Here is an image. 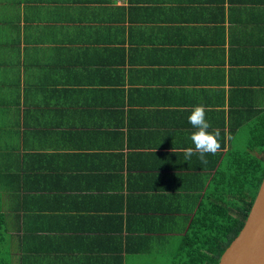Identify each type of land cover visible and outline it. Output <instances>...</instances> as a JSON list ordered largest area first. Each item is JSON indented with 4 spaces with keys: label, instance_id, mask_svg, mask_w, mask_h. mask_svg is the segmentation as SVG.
I'll list each match as a JSON object with an SVG mask.
<instances>
[{
    "label": "crops",
    "instance_id": "crops-1",
    "mask_svg": "<svg viewBox=\"0 0 264 264\" xmlns=\"http://www.w3.org/2000/svg\"><path fill=\"white\" fill-rule=\"evenodd\" d=\"M200 104L207 163L184 151ZM262 104L264 0H0V259L157 264Z\"/></svg>",
    "mask_w": 264,
    "mask_h": 264
},
{
    "label": "trees",
    "instance_id": "trees-1",
    "mask_svg": "<svg viewBox=\"0 0 264 264\" xmlns=\"http://www.w3.org/2000/svg\"><path fill=\"white\" fill-rule=\"evenodd\" d=\"M255 122L247 153L235 155L230 179L216 187V201L193 218L176 264H218L243 228L264 177V104ZM3 221L0 210V232Z\"/></svg>",
    "mask_w": 264,
    "mask_h": 264
},
{
    "label": "water",
    "instance_id": "water-1",
    "mask_svg": "<svg viewBox=\"0 0 264 264\" xmlns=\"http://www.w3.org/2000/svg\"><path fill=\"white\" fill-rule=\"evenodd\" d=\"M218 264H264V177L243 228Z\"/></svg>",
    "mask_w": 264,
    "mask_h": 264
},
{
    "label": "clouds",
    "instance_id": "clouds-1",
    "mask_svg": "<svg viewBox=\"0 0 264 264\" xmlns=\"http://www.w3.org/2000/svg\"><path fill=\"white\" fill-rule=\"evenodd\" d=\"M189 123L196 129L191 135V141L194 148L185 149V158L190 159L194 154L198 153L199 158L203 163H207V154H216L221 145L219 143L220 130L211 128V124L206 118V108L203 104L197 105L192 108L191 114L188 117ZM173 152H175L173 148Z\"/></svg>",
    "mask_w": 264,
    "mask_h": 264
},
{
    "label": "rangeland",
    "instance_id": "rangeland-1",
    "mask_svg": "<svg viewBox=\"0 0 264 264\" xmlns=\"http://www.w3.org/2000/svg\"><path fill=\"white\" fill-rule=\"evenodd\" d=\"M7 122H8V116H5V115L1 114V112H0V126L5 125ZM247 134H250V133H247ZM246 137H247L246 133H242L240 147H242L243 150H244L245 147H244V144H243L242 140L245 139ZM0 139H2V134L1 133H0ZM256 152H258V151H256ZM180 233L181 234L177 233L176 236H173L172 238H170V240L168 242V251L166 252L167 258L161 257V259H160L161 261L158 262L157 264H159V263H162V264H165V263L166 264H176V262H178V257L177 256H176L177 260L173 259V257H175L174 255L182 254L185 251V250L183 251L184 233L183 232H180ZM1 235L2 234H0V237H1ZM7 242H8L7 240L1 241V239H0V247H2L3 250L8 247L9 244H7ZM0 256H1V254H0ZM7 258L5 260L8 263ZM6 262L2 258L0 259V264H4ZM10 264H11V261H10Z\"/></svg>",
    "mask_w": 264,
    "mask_h": 264
},
{
    "label": "built area",
    "instance_id": "built-area-1",
    "mask_svg": "<svg viewBox=\"0 0 264 264\" xmlns=\"http://www.w3.org/2000/svg\"><path fill=\"white\" fill-rule=\"evenodd\" d=\"M113 1H115L116 3H124V2H126V0H113Z\"/></svg>",
    "mask_w": 264,
    "mask_h": 264
}]
</instances>
